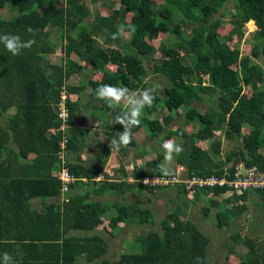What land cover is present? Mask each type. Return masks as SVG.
<instances>
[{"label":"trees","instance_id":"1","mask_svg":"<svg viewBox=\"0 0 264 264\" xmlns=\"http://www.w3.org/2000/svg\"><path fill=\"white\" fill-rule=\"evenodd\" d=\"M86 1L0 0V9L7 7L15 13L9 19L0 14V34L35 40L31 48L17 56L0 44V255L9 253L15 264H196L197 257L202 264H208L211 240L185 210L188 202H180L165 213L160 232L140 230L135 238L140 246L138 252L108 258L110 244L98 233L105 221L110 230L127 223L152 224L154 212L128 203L115 205L114 214L108 216L106 204L91 200L89 191L72 192L84 171L89 183L99 182L96 177L104 175L107 159L86 166L70 162L67 155L69 151L77 153L78 137L87 132L80 125L87 118L76 116L82 112L83 102L86 107L106 113L103 121L106 117L112 120L111 126L103 122L101 129L110 126L115 134L123 131L113 120L126 108H108L96 98L98 87L110 84L135 91L148 88V77H157L166 85L155 93L152 106L143 110L140 126L132 129L131 144L119 153L134 149V135L143 129L150 132V138H159L160 145L174 139L182 146L183 151L174 159L186 167V180L194 175L220 177L225 164L231 161H243L264 172V69H258L253 61L264 59V0H164L160 4L119 0V8L110 5L109 15L95 13L90 23L86 20L92 12ZM230 4L229 38L241 40L248 23L252 30L249 55L241 56L238 46L232 48L222 41L210 24L212 17ZM129 24L132 30H127ZM80 25L83 29L78 32ZM121 25L126 32H132L129 41L123 35L116 41L111 39ZM28 27L33 33L26 31ZM185 28L187 36L182 32ZM54 32L61 34L64 43L60 65L46 59L58 50L50 38ZM96 32L105 37L104 43H98ZM157 32L167 38L155 48L149 40ZM113 43L116 48L111 47ZM157 52L162 56L155 59ZM83 65L89 77L74 85L71 81L82 74ZM64 91L68 95L65 104L70 128L63 166L76 180L68 186L65 199L60 200L62 183L53 171L61 166L58 152L62 136L57 132L61 122L55 109ZM202 103L207 108L197 105ZM160 109L166 112L162 122L150 117L161 114L157 112ZM181 109L183 113L178 112ZM176 119L179 122L172 125ZM219 132L223 140L217 137ZM223 142H236L224 160L220 159ZM203 144L208 148L199 147ZM101 146L104 152L110 151L109 145ZM163 160L159 154L145 162L144 170L134 166L127 172L120 167L117 172L122 173V180L101 182L94 193L170 189L169 185L152 187L140 181L152 175L163 177L158 168ZM178 186L179 192L175 193L179 197L185 190L187 196L211 195L207 207H202L204 215L223 203L236 205L215 211L218 229L229 227L231 220L247 209L248 192L243 197L231 195L220 201L217 197L226 189L187 190ZM255 193L264 201V190ZM240 201L244 204L240 205ZM259 240L236 232L231 245H225L227 264H264V240ZM235 245L246 252L238 256Z\"/></svg>","mask_w":264,"mask_h":264},{"label":"rangeland","instance_id":"2","mask_svg":"<svg viewBox=\"0 0 264 264\" xmlns=\"http://www.w3.org/2000/svg\"><path fill=\"white\" fill-rule=\"evenodd\" d=\"M151 1H153L155 4H160L164 0H151ZM86 5L88 8L91 9V12H92L91 17L88 20H86L89 23L93 21L95 13L102 14L103 16L109 15L111 11V8L109 7L110 5H112V8L120 7L119 0H109V1L108 0H98L95 3L94 2L90 3L89 0H87ZM0 14L3 16V18L9 19V17L14 16L15 13H13L12 11H9L7 7H3L0 9ZM231 15H232V5L230 4L229 6L221 9L217 15H214L211 19L210 24L214 28L215 33L218 35V37L222 41H225L232 48H234L235 46H238L241 56L249 55L250 45L252 44L250 40L252 33L250 31L252 30L248 28L247 26L248 23H247V25L244 28V36L241 40H237L236 38H229V33L231 31L229 19ZM86 21L84 23H86ZM88 28L91 30L92 26L89 25ZM82 29L83 27L82 25H80L78 27V30H79L78 32L82 31ZM182 32L184 36H187L189 34V31L186 28ZM131 34H132L131 31L125 32V34H123V38L126 41H129L131 39ZM95 35L97 36L98 43H101V42L104 43L106 41L105 37L102 34L96 32ZM50 38H52L51 40H55V44L57 45L58 50H56V53L54 55L49 56L46 59L51 64L60 65L62 64L61 58L64 56V53H63V56L60 55L61 53L60 48L62 49V46L64 44L63 42H61L62 40L61 34L59 32H54L52 33ZM166 38H167L166 34L157 32L150 37L149 43L153 47L157 48L161 42H165ZM179 51L181 54L183 55L185 54L184 50L181 47H179ZM161 56L162 55L157 52L154 57L155 59H158ZM253 61L256 63V66L258 69H262V68L264 69V59L258 58V59H253ZM95 76L97 77V75ZM87 77H89V72L87 70V66L83 65L82 74H80V76L78 75L74 77L71 83L76 85L77 83H80V81L85 80ZM147 80H148L147 83L149 85L148 88L151 87L153 84H159L160 85L159 88H162L163 86L166 85V81L161 78L148 77ZM84 93L88 94V91L86 90ZM207 100L209 101V98ZM159 104L162 105L161 102ZM81 105H82V112L77 113L76 116L78 117L77 119H81L82 116L88 119L87 121H85V123H81V125L85 127L88 131L80 135L78 137V140L80 142V150L81 151L84 150L82 151V154L86 152L85 153L86 158L90 159L94 154H97L98 152L97 148H95L94 150H91L92 147L94 148L93 145H96V144L109 145L110 139L114 137L115 133L111 132V128H110V126L112 125V120L110 122L106 117V120L103 121V117L107 116L106 113L104 115V114H101V111L86 107L84 102ZM197 105H200L201 108H207L205 103L197 104ZM115 106H121L122 108H126L124 104L115 105ZM157 112H160L161 114L153 113L150 115V117L151 118L157 117L158 120L162 122V116L164 115V113L166 114V112L162 109L158 110ZM178 112L183 113L182 109L179 110ZM96 115L98 116L96 117ZM103 122H108V125L110 126L109 127L105 126L104 129H101ZM177 122H179V119L174 120L172 125L176 124ZM93 126H96V127H93ZM100 134L102 136L101 138H99ZM163 134H161V136H163ZM134 137H135V142L137 143V146L138 145L140 146L139 148H137L138 152L141 155H144L145 152L148 153L147 155L144 156V158L140 159L142 160L140 164L134 165L135 167L137 165V167L144 170L146 169V166H145L146 161L155 159L159 154L164 157L165 155L164 149L162 148V144L161 145L159 144V138L157 137L150 138V132L143 131V129L139 130V132H137L134 135ZM217 137H220L223 140V133L222 132L217 133ZM94 139H95V142H94ZM199 147L202 149L208 148V147H205V144ZM234 147H236V142H229V143L223 142L222 150H221V158L223 159L227 155V153ZM135 152H136L135 148L134 149L131 148V150L127 153V155L128 154L130 155L131 153H135ZM110 153L111 154L113 153V155H117L118 152H113V151L103 152V154L101 155L98 154L97 156L93 157L92 161L94 163H100L102 160L109 158ZM77 154L78 153H73L72 155H74V157H70V158L75 159L76 158L75 156H77ZM174 158H175V154H174ZM120 160H124V164L127 166L128 170H131L133 168V166L130 165L129 156H124V158L120 157ZM63 162H65V159H63ZM117 162L118 161L117 160L115 161L114 159L112 161V164L114 163L116 164ZM135 163H138V161H135ZM117 164L119 166V163ZM177 165L179 164L175 162V159L169 165L172 171V174L178 177H187L186 176L187 169L182 171L181 168L178 167ZM176 168L179 169L180 171H177ZM149 192L144 193V196L147 200H145L144 198H140L139 203L143 204L142 207L149 208L154 212V216H153L154 222L152 224L148 223L146 225L140 226L134 222V223H127V226H125V224L122 223L124 225H120L118 228L110 230L107 227L108 223L106 220L105 221L106 223L103 225V228L98 230V233L102 235L110 244L111 250L108 253L109 255L108 258L114 257V254H116V256H119V254L123 252H127V253L138 252L140 250V246L138 243H136L135 238L140 233L139 231L142 229V231L152 230V231L160 232V221L165 216V213L172 211L176 206H178V204H180L181 201H189L190 203L193 201V204H191V206L188 205L185 208V210H187L188 213H190V218L194 222L199 224L201 231L211 240V245L208 247V257L210 258L208 264H227L228 256L226 255H228V251H226L225 245L226 246L231 245L230 244L232 243L231 238L234 234H236V232L241 235L252 238L254 240H257V241L259 239H260L259 241L264 240V211L262 212L260 205H258L255 209L253 207L252 209H250L251 205H249V207H247L246 211L243 212L240 217L238 218L236 217L233 222L231 221V223L229 224L230 225L229 227L223 228L221 230L216 227V212L215 211L219 212L224 209H232L231 205H225V206L222 205L216 209L212 208V210H210L207 213V215H204L202 208L200 206L198 207L199 204H197V202H195L189 196L188 197L190 200H188L185 196H183V198L181 196L179 197L178 193H175V192L171 193L170 189L154 190V191H149ZM248 194H250V191H248ZM229 196L230 195L228 194L225 195V197H229ZM128 197L130 199H133L134 197L138 198V195L128 194ZM64 198L65 197H63L62 199ZM91 200H97L103 203L104 200H107V199L93 197L91 198ZM200 202L202 201L200 200ZM207 202L208 200L204 202V206H202L203 208L207 207L206 205ZM233 207H236V205H234ZM110 210H108V212ZM111 211L113 212V210ZM139 226L141 227V229ZM109 231H112L113 234H109L108 233ZM236 240H239V238L237 237ZM233 248L235 250L237 249L235 251L237 255L238 254L242 255L246 252V249L241 247L240 245H235Z\"/></svg>","mask_w":264,"mask_h":264},{"label":"clouds","instance_id":"3","mask_svg":"<svg viewBox=\"0 0 264 264\" xmlns=\"http://www.w3.org/2000/svg\"><path fill=\"white\" fill-rule=\"evenodd\" d=\"M132 27L133 26L129 24L127 26V30H132ZM26 31L29 33H33V29L31 27H28ZM125 32H126V27L124 25H121L118 31L112 34L111 39L113 41H116L121 37V35L125 34ZM34 43H35L34 39L23 41L21 37L18 35L6 34V33L0 34V44H3L6 50L9 53H11L13 56L19 55L21 51L24 49L31 48ZM111 47L116 48L117 45L113 43ZM159 87H160L159 84H153L149 88L138 89V90L132 91L125 86H113L110 84H104L95 90L96 98L100 101H103L108 106V108L111 109L114 105H120V104H124L126 106L125 111H122L114 116L113 124L121 125L123 128V131L117 132L115 136L110 139V144H109L110 151L119 152L122 147H127L131 144L132 136H133L132 129L134 127L140 126V123H141L140 117L143 113V110L146 107L152 106L154 99H155V93L157 92ZM66 97H67L66 99H68L67 93H66ZM69 128H70V125L67 126L64 132H61L62 137L64 135L67 137ZM57 132H60V131H57ZM162 148L164 149V153H165L164 162L160 163L158 165V168L160 172L162 173L163 177L169 176V177L178 178L181 180L180 183L174 184V186L169 187L171 193L174 190L179 192L178 185H182L183 187H185L184 181L186 180V178L173 175L169 165L174 160V154L181 153L183 151V148L180 144L176 143L174 139L165 140L162 144ZM225 157L223 159L220 157V159L224 160ZM234 163H237V162L231 161V162L226 163L224 167V171H226L225 169L230 171ZM177 166L180 167L182 171L186 169V167H184L181 164ZM177 171H180V170L177 169ZM53 172L55 174L56 171H53ZM194 176H200V175H194ZM200 177H207V176H200ZM147 182L148 180L144 181V183H147ZM203 189H207V188H203ZM224 193L220 197L221 200H224L227 198L225 197ZM250 193H255V192H250ZM60 194H62V192ZM182 194L183 196L186 197L187 196L186 190L185 192L182 191ZM65 195L66 193L62 194L59 197V199L64 200L65 198L64 199L62 198L65 197ZM188 196H189V193H188ZM240 197H243V195ZM242 202L243 201H240L239 204L240 205L244 204V202L243 203ZM226 205H231L233 207L235 204L233 202H230V203L227 202ZM0 264H15V261H14V258L9 253L5 252L2 255H0ZM196 264H202L199 257L196 258Z\"/></svg>","mask_w":264,"mask_h":264},{"label":"built area","instance_id":"4","mask_svg":"<svg viewBox=\"0 0 264 264\" xmlns=\"http://www.w3.org/2000/svg\"><path fill=\"white\" fill-rule=\"evenodd\" d=\"M66 93L61 92V97L56 106V114L61 122L59 129L57 131L64 132L68 126L69 112L65 104ZM68 143L67 137L64 135L59 142V152L58 157L61 161V166L58 171L55 172V177L62 183V194L68 192V186L75 182L74 177L69 173L67 167H64L63 159L66 153V145ZM224 175L222 177H217L214 175L207 177L194 176L188 180L184 181L185 188L187 190L191 189H203V188H221L226 189L224 195H234L240 197L246 192H256L259 190H264V172L260 171L255 166H246L242 161H238L233 164L230 171L225 169ZM148 180L147 183H144ZM143 185H150L152 187L161 186H174V184L180 183L181 180L172 177H157L152 175L151 177H144L141 180Z\"/></svg>","mask_w":264,"mask_h":264},{"label":"crops","instance_id":"5","mask_svg":"<svg viewBox=\"0 0 264 264\" xmlns=\"http://www.w3.org/2000/svg\"><path fill=\"white\" fill-rule=\"evenodd\" d=\"M86 120H88V119H86ZM89 136H91V135H89ZM101 137L102 136L100 134L99 138H101ZM94 142H95V139H94ZM93 144H95V143H93ZM93 146H94V148L92 147L91 150H94L95 148H97L98 152H97V154H94L90 159L86 158V156H85L86 152L82 154V151H84V150H82V151L80 150V144L77 145V147H78L77 153L78 154H77V156H75L76 158L75 159L74 158H70V157H74V155H72V154L75 153V151L74 152L69 151L67 157L69 158L70 162L78 163V164L81 163L83 165L90 166L92 163H94L92 161L93 157L97 156L98 154L101 155L104 152L102 150L101 144H96V145H93ZM139 147L140 146L139 145L137 146V143H136V146H135L136 152L135 153H131L130 155L129 154L128 155L124 154L123 152H121V153L118 152L117 155H113V153L112 154L110 153L111 156L109 155V158H106L107 162L105 164L104 175H99L98 177H96V181H99V182H97L96 184L94 182L89 183V179L84 177V175H86L87 171H84L82 174H80L81 176H79V178L76 180L78 182H76L72 192L77 193V192H80V191H89L90 199L93 198V197L107 199V200H104L103 203L106 204V206L108 207V210L111 209V210H113V212L115 211V205H126L128 203H136L137 205L142 207L143 204L139 203V200H140V198H144L145 200H147L145 198V196H144V193L147 192L145 190H136V188H134V189L130 190L129 192H125V193H119V192L113 191V190L103 191V193H101L99 195L94 193L98 189V185H100L101 182H105V181H116V182H119L120 180H122L121 179V178H123L121 176L122 173L117 172L118 168L124 167L125 171L129 172L127 166L124 164V160H120V157L124 158V156H129L130 157V160H129L130 161V165L133 166V167H134L135 164H140L141 163L142 160H140V159L142 157L144 158V156L147 155L148 153L145 152V154L142 157H139L140 153L137 150V148H139ZM86 150H88V149H86ZM135 157H137V158H135ZM114 159H115V161L116 160L118 161L117 163H119V166H118L117 163L116 164L115 163L112 164V161ZM135 161H138V163H135ZM173 192H178V191L174 190ZM128 194H136V195H138L139 199L135 198V197L133 199H130L128 197ZM181 197L183 198V195H181ZM189 197H191V199H193L195 202H197V204H199L198 207L200 206L202 208V206H204V202L206 200L209 201V199L211 198V195H207L206 196L204 194H200V196L194 195V196H189ZM189 197L186 196V198L188 200H190ZM217 199L222 201L220 199V196H218ZM200 200L202 202H200ZM95 201H97V200H95ZM181 202H185V203L188 202L189 206H191L189 201H181ZM245 204L247 205V207H249V205H251L250 209H252V207L255 209L258 205H260L262 212L264 211V201L259 197V195L257 193H250L248 195V197H247V200H246ZM222 205L225 206L226 204L224 205V203H223ZM111 210L107 213L108 216L112 215L113 212ZM252 212H253V210H252ZM234 220L235 219H233L231 221L233 222ZM242 234H244V233H242Z\"/></svg>","mask_w":264,"mask_h":264}]
</instances>
